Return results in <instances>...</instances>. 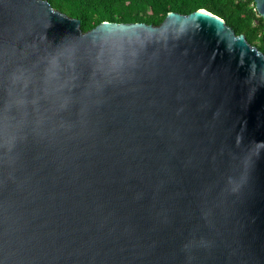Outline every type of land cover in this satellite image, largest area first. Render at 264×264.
Instances as JSON below:
<instances>
[{"label":"water","instance_id":"obj_1","mask_svg":"<svg viewBox=\"0 0 264 264\" xmlns=\"http://www.w3.org/2000/svg\"><path fill=\"white\" fill-rule=\"evenodd\" d=\"M0 264H264L263 53L0 0Z\"/></svg>","mask_w":264,"mask_h":264},{"label":"trees","instance_id":"obj_2","mask_svg":"<svg viewBox=\"0 0 264 264\" xmlns=\"http://www.w3.org/2000/svg\"><path fill=\"white\" fill-rule=\"evenodd\" d=\"M54 9L80 20L83 31L102 21L160 24L168 12L189 14L197 9L222 18L236 34L264 55V19L253 0H47Z\"/></svg>","mask_w":264,"mask_h":264}]
</instances>
